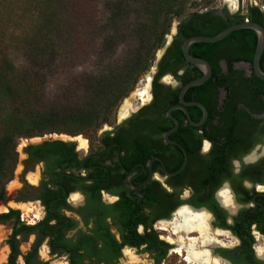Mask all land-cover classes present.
Segmentation results:
<instances>
[{
  "label": "flooded vegetation",
  "instance_id": "af4514ba",
  "mask_svg": "<svg viewBox=\"0 0 264 264\" xmlns=\"http://www.w3.org/2000/svg\"><path fill=\"white\" fill-rule=\"evenodd\" d=\"M250 4L264 13L253 2L194 12ZM180 25L146 94L95 138L22 148L11 193L0 192V264H165L171 253L185 264H264V83L251 61L226 59L246 54L231 37L206 52L220 77L189 52L212 80L181 101L202 71L183 56Z\"/></svg>",
  "mask_w": 264,
  "mask_h": 264
},
{
  "label": "trees",
  "instance_id": "16d2710c",
  "mask_svg": "<svg viewBox=\"0 0 264 264\" xmlns=\"http://www.w3.org/2000/svg\"><path fill=\"white\" fill-rule=\"evenodd\" d=\"M20 3H30L34 11L21 48L25 66L16 67L0 55V192L17 162L20 137L57 131L95 138L101 126L114 119L120 101L164 45L172 18L181 19L180 42L191 35H214L245 17L264 26V13L256 5L224 16L212 9L188 14V4L199 3L190 0H0V11ZM95 7L103 21L93 32L90 26L99 23ZM189 18H196L195 23H186ZM81 26L85 37L73 36ZM231 37L238 42L234 49L246 54L226 59L251 61L256 34L249 28L215 42L191 43L188 50L206 58L212 77H220L206 52ZM87 60L90 66L78 69ZM64 64L71 66L58 70ZM260 66L264 71V50Z\"/></svg>",
  "mask_w": 264,
  "mask_h": 264
},
{
  "label": "rangeland",
  "instance_id": "374dc122",
  "mask_svg": "<svg viewBox=\"0 0 264 264\" xmlns=\"http://www.w3.org/2000/svg\"><path fill=\"white\" fill-rule=\"evenodd\" d=\"M190 1L199 2V3L195 5L188 4L187 8L185 9V13L202 10L204 8H209V7L219 8L224 4H226L228 9H232L233 6L237 4V2H240L243 5H245L248 2H253L258 4L259 6L262 5L264 6V0H210V2L208 3L205 2L208 0H190ZM81 8L87 11L85 6H82ZM33 11H34L33 8L30 7V3H20V7L18 8L8 7V8H3L0 11V55L2 56L4 55L6 59L13 61L15 66L17 65L18 67L23 65L25 66L24 59L22 57L21 48L23 47V38L28 36L26 33L28 30V25H29L28 23ZM94 13L96 18H98L99 23H97V25L95 24L90 26V29L93 32L98 27V24H101L103 21L102 19H100L101 12L99 7H95ZM39 20L40 19H37L35 22ZM178 20L179 18L177 17L171 19L168 33L165 35V44L166 41L169 39L171 31L173 30V27L177 24ZM73 36L85 37L82 33V26ZM163 48L164 46H162L156 51L150 69L138 79L134 88L120 101L114 112V116H115L114 119H112L109 123H105L104 125H102L101 128L106 127L107 125L111 124L114 120H117V118L121 115L120 113L123 112V109L121 108L124 104L128 103L127 107L125 108H130L131 106L132 107L135 106L138 102V98H139L138 94L140 91H143L145 89L146 91H148L149 79L152 76L155 63L158 60L157 56L161 54ZM83 65L78 67V69L83 67H89L90 63L87 60L86 63H84ZM70 66L71 65L69 64H64V66L63 65L59 66L58 70L65 71L66 69L68 70V67ZM79 136L84 138L89 137L90 139L94 138L92 135H85V134L69 135L64 132H57V131H49L31 137H20L16 146V150L18 152V160L14 166V172H17L20 169L21 159L23 157L22 148L25 145L30 143H39L43 140H48V139H63L65 141L75 140L76 138L78 139ZM14 182H15V177L12 180L7 181L5 183L4 188L7 194L11 193V188ZM1 209H3V206L0 208V210ZM6 232H7L6 226L0 224V237H3L6 234ZM2 250L3 248L0 247V252H2ZM165 264H185V263L184 261H182L179 255H176L175 253H171Z\"/></svg>",
  "mask_w": 264,
  "mask_h": 264
},
{
  "label": "water",
  "instance_id": "95a60500",
  "mask_svg": "<svg viewBox=\"0 0 264 264\" xmlns=\"http://www.w3.org/2000/svg\"><path fill=\"white\" fill-rule=\"evenodd\" d=\"M241 28L252 29L256 34V44H255L253 56L251 59V65H252V69H253L254 74L259 79L264 80V71L261 69V66H260V57H261L262 52L264 50V26H262L261 24H259L258 22H255V21L244 20L240 23L229 25L214 35H210V36L192 35V36L187 37L183 41V43H182L183 56L185 57V59L188 62H190L191 64L200 68L202 71V75L200 77H197V78H194V79L188 81L186 84L183 85V87L179 91V97H180L181 101H183L184 92L189 87L200 85L201 83L206 81L211 74V66H210L209 62L207 60H205L204 58L191 55L189 53V50H188L189 45L191 43H194V42H205V43L215 42V41L223 38L224 36H226L228 33L232 32L234 30H237V29H241ZM175 30H176V25L173 27V30L171 31L169 39L166 41V43H168L170 41L172 34L175 32ZM157 57L159 58L160 54Z\"/></svg>",
  "mask_w": 264,
  "mask_h": 264
},
{
  "label": "bare ground",
  "instance_id": "6f19581e",
  "mask_svg": "<svg viewBox=\"0 0 264 264\" xmlns=\"http://www.w3.org/2000/svg\"><path fill=\"white\" fill-rule=\"evenodd\" d=\"M145 94H146V89L139 92V96H141V97H143ZM127 104L128 103L124 104L121 109H123V110L126 109L125 107L127 106ZM126 111H127V109L125 110V112ZM78 140H79L80 144H85V141L83 140V138L79 137Z\"/></svg>",
  "mask_w": 264,
  "mask_h": 264
}]
</instances>
